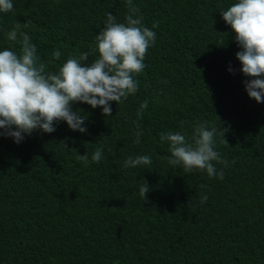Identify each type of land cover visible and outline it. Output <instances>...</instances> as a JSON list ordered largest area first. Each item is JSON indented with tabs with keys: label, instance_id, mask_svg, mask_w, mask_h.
Masks as SVG:
<instances>
[{
	"label": "trees",
	"instance_id": "trees-1",
	"mask_svg": "<svg viewBox=\"0 0 264 264\" xmlns=\"http://www.w3.org/2000/svg\"><path fill=\"white\" fill-rule=\"evenodd\" d=\"M235 2L134 0L144 26L157 25L135 77L138 92L111 102L110 117L73 104L88 114L86 133L61 121L55 132H33L19 144L0 137V264H264V103L245 91L241 49L219 13ZM13 4L0 13V50L18 52L5 33L30 21L25 31L53 73L84 52L89 63L99 58L95 36L106 13L119 22L128 13L126 0ZM203 122L230 126L229 146L217 137L229 161L223 180L168 163L160 134L190 138ZM98 147L103 158L96 163ZM86 153L87 163L78 155ZM137 155L150 156L151 164L124 167ZM146 181L145 202L139 189ZM202 194L208 200L200 204Z\"/></svg>",
	"mask_w": 264,
	"mask_h": 264
},
{
	"label": "clouds",
	"instance_id": "clouds-1",
	"mask_svg": "<svg viewBox=\"0 0 264 264\" xmlns=\"http://www.w3.org/2000/svg\"><path fill=\"white\" fill-rule=\"evenodd\" d=\"M128 13L124 22H119L111 12L106 13L104 25L95 36L99 58L89 63V54L82 53L79 58L70 57L55 73L47 71V65L40 60L37 47L25 29L30 21L17 22L5 35L9 41L19 44V51L8 48L0 50V137H11L17 144L33 132L53 133L56 125L63 121L69 129L80 133L87 132V115L82 109L73 111V104L86 103L92 109H102V115L112 116L111 102L116 104L135 95L139 82L135 79L144 68L148 49L155 44L156 33L145 27L143 16L134 0H126ZM14 9L13 0H0V13ZM224 22L235 33V40L241 49L236 58L242 67L240 72L248 77L244 81L245 91L250 99L264 103V0H236L227 10L219 12ZM57 60L60 51L52 54ZM230 73L235 72L231 66ZM148 107V101L141 103L138 117ZM230 126H212L208 122L199 123L189 138L184 133L162 132L161 141L169 144L168 163L173 167L183 166L185 173L200 170L209 178L223 180L224 168L229 161L217 150V137L228 145L225 135ZM139 135L137 141L139 142ZM68 139V138H66ZM65 147L66 144L61 143ZM229 146V145H228ZM79 159L88 162V154ZM101 148L91 156L99 163ZM148 155L129 156L124 167L150 165ZM217 165L223 167L217 168ZM205 188L206 185H200ZM150 188L146 181L140 186V196L147 201ZM208 200L202 194L199 203Z\"/></svg>",
	"mask_w": 264,
	"mask_h": 264
},
{
	"label": "water",
	"instance_id": "water-1",
	"mask_svg": "<svg viewBox=\"0 0 264 264\" xmlns=\"http://www.w3.org/2000/svg\"><path fill=\"white\" fill-rule=\"evenodd\" d=\"M2 130V129H1Z\"/></svg>",
	"mask_w": 264,
	"mask_h": 264
}]
</instances>
